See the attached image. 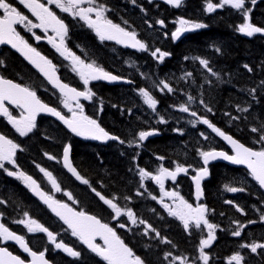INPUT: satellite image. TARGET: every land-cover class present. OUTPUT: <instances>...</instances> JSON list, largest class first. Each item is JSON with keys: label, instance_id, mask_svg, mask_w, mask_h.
Masks as SVG:
<instances>
[{"label": "snow or ice", "instance_id": "1", "mask_svg": "<svg viewBox=\"0 0 264 264\" xmlns=\"http://www.w3.org/2000/svg\"><path fill=\"white\" fill-rule=\"evenodd\" d=\"M167 2L175 7H179L182 0H167ZM19 3L23 4L32 13V15L39 20V24L32 23L27 16L18 11L16 7L8 2V0H0V44H11L13 48H16L17 51H20L22 55L33 63L35 67L47 78L49 83L59 89L60 93L64 96V107L67 108L72 115L71 117L62 115L60 111L42 103L40 99L37 98L35 91L2 77H0V115L6 116L8 121L21 136H26L33 130L38 113L46 112L57 117L71 132L75 133L77 136L93 140L118 139V137L111 136L103 128H101L96 120L83 115V106L80 105L79 98L83 97L84 99H91V91H78L76 88L70 87L66 83H62L56 75V66L53 65L46 57L42 56L34 47L29 45L27 41L24 40V38L16 31L15 25H23L29 31L33 28H41L44 32H47L49 29L55 32L60 38L59 44L54 43V38H49V43L53 44V47L56 48L61 56H64L65 59H70L73 62L74 71L79 74L84 85H88L90 80L105 79L115 81L119 78L105 72L102 68H99L92 63H85V61L79 56H76L67 48L62 47L67 28L64 22L59 19L54 12L45 7L44 4L40 3L39 0H19ZM48 3H54L56 7L63 12L69 13L73 16H79L88 24L89 27L96 31V34L102 41L116 40L117 43L125 44V46L138 48L139 50H147L146 45L136 39L135 33L128 32L119 25L113 24L112 21L105 19L102 8L81 7V5L85 3L93 4L94 0H48ZM224 5H230L234 9L242 10L243 14L247 16L248 9L244 7L245 0H220L219 4L208 3L207 9L208 11H213L216 7H223ZM93 12H95L96 15L95 20H92L90 17V14ZM160 23L163 24V21H160ZM179 23L181 26L173 33L174 38H179L181 33L185 31L205 27L203 24L189 23L185 20H181ZM239 31L247 36H252L254 33L264 32V29L253 26L251 23H245L240 26ZM35 39L39 41L41 37L36 36ZM158 52L161 60L164 56L169 55L167 52H160L159 49L152 52V55L156 56ZM200 63L207 67V61L201 60ZM160 84L162 85L160 89L161 91L165 89L168 92L173 91L169 84L163 81H161ZM140 95L143 97L144 102L155 110L157 101L153 98V96L150 95L148 91L143 89L140 90ZM189 99H191V97H189ZM5 101L22 110L19 119L11 115L5 107ZM72 103H75L79 112L71 107ZM179 110L182 112L189 111V109L183 105L180 106ZM244 110L246 111L247 109ZM209 111H211V109H209ZM191 114L193 116L196 115L195 112ZM202 123L206 124L213 132L226 140L235 152V155L215 151L201 152L200 155L203 157L205 165L209 162V160H215L217 158H222L233 164L246 165L250 170V174L253 179L256 180L262 188H264V149L255 151L246 147L244 144L237 142L231 136L226 135L219 128L212 125L206 118L202 119ZM252 131L257 132L258 130L253 128ZM152 134V132L141 131L139 133V139L143 141ZM259 139L260 141H264V134H262ZM120 142L124 143V141ZM19 147L20 146L14 143L11 139L0 135V168H4L5 162L13 165L15 164L14 156ZM48 158L53 159L54 157L49 156ZM63 159L64 165L68 171L75 175L78 180H81L82 183L87 184L88 181L83 179V177L79 175L76 169L69 162L68 147L64 149ZM159 159L163 158L159 157ZM40 171L45 177H47L56 191L61 190L51 172H48L43 168H40ZM186 171V168L178 165L174 171L161 167L159 169V174L154 176L149 172H146L144 169H140V175L142 179L144 177H150L157 184H159L161 189H163L164 180L166 178L175 180L178 173ZM207 173L208 170L205 167L201 169L198 176L194 178L196 180L198 195L200 191V177L207 175ZM8 175L16 176L17 179L22 180L27 187L40 196L44 203L48 204L52 211L55 212L56 215L64 221L68 228L72 230V235L77 236L93 252L102 257L103 260L107 261V264H142L140 258L134 256L132 250L124 244V242L116 235V232L107 224L101 223L95 216L86 215L84 212H76L67 204L54 200L51 196L45 194L40 189L36 180L22 171L19 173L9 171ZM227 190L230 192L242 191V189L235 187H229ZM96 194L112 209L117 218L121 215H126L133 224L136 223V219L134 218L132 211L129 210L127 212H123L112 199H106L98 192ZM67 195L69 196V199H71V194L67 193ZM165 195L178 201L174 210L168 205H165V207L168 208L171 215L176 216L183 221L186 229L189 227L190 221L194 222V226L197 229L201 227V224L205 225L209 230L215 227V225L209 223L208 220L205 219V213L207 211L205 207L197 206L196 208H193L191 204L185 201L183 197L178 196L175 192H168L165 193ZM153 199H156V197H153ZM261 219H264V216H262ZM20 223H25V221H20ZM141 223H143V221H141ZM28 224H36V222L34 220H30ZM120 226L124 227L123 224ZM36 228L42 232H46L49 239L55 244L56 248H63L65 252L74 257L80 255L79 252L73 251L71 248L66 247L61 243H56L55 236L53 233L49 232L47 228L38 224H36ZM28 230L33 231L34 229L29 226ZM233 235L240 236L241 231L238 230L234 232ZM96 236H100L101 239H103L106 247H100L93 242ZM0 237H2L5 241H16L25 252H29L33 257H36V253L31 252L25 244L23 238L12 233L2 223H0ZM214 238L215 237L212 232L209 231V238L201 241L200 251L204 264H208V256L204 253V248L210 246V242ZM242 246L250 247L251 252L253 253H255L258 248H264V244L257 243ZM5 257L8 259L5 260ZM39 259L42 264H47V262L43 260L42 255ZM242 259L243 257L237 254L231 258V261L239 262ZM231 261L229 264H231ZM0 264H25V262L19 257L13 256L6 249L0 248Z\"/></svg>", "mask_w": 264, "mask_h": 264}, {"label": "trees", "instance_id": "2", "mask_svg": "<svg viewBox=\"0 0 264 264\" xmlns=\"http://www.w3.org/2000/svg\"><path fill=\"white\" fill-rule=\"evenodd\" d=\"M208 1L182 0L179 7H175L168 2L156 1L152 4L139 3L131 7L133 0H97L98 4H105L102 8L109 10L108 5L111 10L119 15L120 23H128L131 28L138 29L139 31L135 33L136 39L144 43L150 50L161 49L165 43L169 42L168 46L164 48L165 52L169 53V67L172 70L178 71L182 68L185 54L199 52L201 49L206 51L209 45H211L214 54L220 52L223 58L218 63L216 70H223L231 74L233 86L229 90H203L202 98L210 103V107L215 113L222 114L215 115L212 121L222 120L226 127L232 128L234 134L242 140L246 147L260 150L262 148L261 144L256 141V133L258 134V132H253L252 129L256 128L258 130L264 126V47L235 35L231 31L233 24L229 19L223 16H221V19H216L211 11H208ZM112 14L111 12V17ZM257 19L264 24V9ZM181 20L203 24L205 27L191 30L180 41L175 42L173 41V33L181 26L178 23ZM160 21H163V26H160ZM173 22H176V24H173ZM147 24L153 26L156 31L153 36L147 37L140 33V30ZM78 29L79 42L87 44L90 50H92L91 46L93 45L95 58L97 61H102V64L112 65L114 61L118 60L123 63L131 58L132 63H138L140 67H154V61L150 56L145 55L143 50H140L139 53L137 50L128 52L112 40L99 41L93 36L94 33L91 29L83 24L79 25ZM244 36L247 35L244 34ZM164 37L167 38V41ZM146 58L147 61L143 62ZM10 62L12 67L10 73L12 75L18 74V71L21 70L24 76L31 77L29 68L19 58L14 57ZM245 81H248V84H245ZM246 85L248 88L254 86L255 89L243 93L242 91L245 90ZM251 94L256 98L257 104L249 100L248 96ZM241 99H243L242 108L230 111L234 110L233 106L237 105ZM236 102L238 103L236 104ZM124 103L125 99L115 103V105H118V115L121 112V104ZM128 106L129 104L125 105V121L129 120ZM109 123L115 126L116 129L127 133L132 131V127L128 123H121L117 117H109ZM187 131L189 135L193 133L189 128ZM54 132L61 135V138L57 139L61 145L64 140V131L62 129L47 131L49 137H46V139L37 138V140L30 143L29 154L36 158L40 156L42 149L50 152L51 143L48 140L52 139L51 134H54ZM209 140L224 145L222 142L213 140L210 136ZM55 151H57V155H62V150ZM146 153L157 158L175 157L177 155L186 156L187 154V156H192V147L188 145V148H186L180 141L175 142L163 137L151 140ZM119 156V153H104L93 148L90 149L81 143L75 144L73 148L74 165L78 170L84 171L90 177L99 181L95 182L96 188H99L98 184L100 182L103 183L109 191L104 195L127 194L131 191L133 182L130 179L128 166ZM223 167L225 168V165ZM223 167L214 170L211 181L218 180L223 175L227 176ZM3 179L0 176V195L4 199H11L15 210L18 207L28 206L30 203L27 200L26 192L23 190V194L18 193L12 186L5 188ZM230 180L234 181L235 178L231 176ZM211 191L216 195L217 190L211 189ZM86 200H92L94 204L99 205L98 201L91 195H88ZM260 216V213L258 216H252L251 221L256 223ZM255 230L256 228L252 231L253 235ZM175 240L182 241L178 233L175 234ZM216 246L222 253V260L225 261L223 253L229 252V246L220 247L218 242L215 244ZM152 254L151 261H158L160 257L159 250L154 249ZM251 259L258 262L264 261V252L259 253L258 256H252Z\"/></svg>", "mask_w": 264, "mask_h": 264}, {"label": "flooded vegetation", "instance_id": "3", "mask_svg": "<svg viewBox=\"0 0 264 264\" xmlns=\"http://www.w3.org/2000/svg\"><path fill=\"white\" fill-rule=\"evenodd\" d=\"M45 3H48V0H44ZM50 4V3H48ZM120 27L124 28L126 31L131 32V33H136L137 29L131 28L128 23H120ZM87 45V44H86ZM87 47H89L87 45ZM10 113L13 117L19 119L21 112L18 110H13L10 109ZM14 127L12 124L8 121V118L6 119H1L0 118V134L4 135L5 137L11 139L14 143L18 144L19 146L22 145L24 142V139H21L14 131ZM51 137L60 139L61 135L59 133L54 132V134H51ZM19 150V148L17 149ZM4 168H6L9 171L12 172H24L26 175L31 176L34 180L37 181V183L40 186V189L47 195L51 196L54 200H60V199H67L69 196L67 193L71 194V198H79L80 194L75 193L73 190L70 189V184L74 182L73 178L66 172L64 167L62 166L61 162H57L54 160L51 161H46L44 163H36V164H31L27 161H20L19 163H16L13 165L11 163L5 162ZM40 168L45 169L48 172H51L53 177L56 179L57 183L60 186V191H56L52 186L47 187L44 185L41 181V178L45 177L43 173L40 171ZM86 174V173H85ZM86 176H88L86 174ZM90 180L94 183L95 185V180L88 176ZM13 184L17 186V191L18 193L20 192L23 194V190H26L28 193L31 194V189L26 186V184L20 180L17 179L16 176L13 175ZM48 184H51L48 180ZM103 184V183H99ZM98 184V185H99ZM120 194V193H119ZM2 204L3 208L0 210V223H2L4 226L10 227L9 224V210L13 206V202L9 198H5L4 202H0ZM14 207V206H13ZM26 214H27V220L28 222L30 220H34L36 224L43 226L44 228H47L49 232L53 233L55 236V239H61L63 240L64 243H71L73 244V239L70 238L68 235H65L61 232V227L59 222L55 219V217L43 206L37 204V203H32L29 204L26 207ZM36 224H30L34 229L40 231L39 229L36 228ZM79 242L78 239H75ZM218 245L220 246L221 243L219 242ZM102 246V245H101ZM103 247V246H102ZM80 251V260H89L92 257L85 254L81 249ZM69 260L75 262L78 260L77 258H72L68 257ZM248 264H259L257 260L248 258L247 259Z\"/></svg>", "mask_w": 264, "mask_h": 264}, {"label": "rangeland", "instance_id": "4", "mask_svg": "<svg viewBox=\"0 0 264 264\" xmlns=\"http://www.w3.org/2000/svg\"><path fill=\"white\" fill-rule=\"evenodd\" d=\"M103 16H104V18L105 19H107V20H110V17H109V15L107 14V11H105V10H103ZM96 19V15L95 14H93V17H92V20H95ZM91 29H93V28H91ZM94 30V29H93ZM95 31V30H94ZM96 32V31H95ZM115 62V61H114ZM71 64H73V62L71 61ZM205 80V79H204ZM251 88H249L248 90H250ZM239 102V101H238ZM238 102H236V104L238 103ZM87 174V173H86ZM88 175V174H87ZM89 176V175H88ZM93 178V177H92ZM94 179V178H93ZM96 182L98 181L97 179H94ZM99 182V181H98ZM45 241L47 242V243H51L52 241L49 239V237L48 236H46L45 237ZM240 264H248L247 263V260H246V258H243L242 259V261H241V263Z\"/></svg>", "mask_w": 264, "mask_h": 264}, {"label": "water", "instance_id": "5", "mask_svg": "<svg viewBox=\"0 0 264 264\" xmlns=\"http://www.w3.org/2000/svg\"><path fill=\"white\" fill-rule=\"evenodd\" d=\"M69 162L71 163V154H70V152H69ZM203 178V176H201V178L200 179H202ZM35 194V193H34ZM35 195H37V194H35ZM38 196V195H37ZM38 197H40V196H38ZM55 213V212H54ZM56 214V213H55ZM8 258L7 257H5V260H7Z\"/></svg>", "mask_w": 264, "mask_h": 264}]
</instances>
